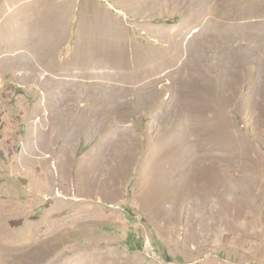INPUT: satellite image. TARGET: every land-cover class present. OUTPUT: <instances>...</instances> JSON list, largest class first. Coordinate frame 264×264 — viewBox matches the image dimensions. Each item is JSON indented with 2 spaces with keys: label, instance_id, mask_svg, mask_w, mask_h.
<instances>
[{
  "label": "rangeland",
  "instance_id": "1",
  "mask_svg": "<svg viewBox=\"0 0 264 264\" xmlns=\"http://www.w3.org/2000/svg\"><path fill=\"white\" fill-rule=\"evenodd\" d=\"M0 264H264V0H0Z\"/></svg>",
  "mask_w": 264,
  "mask_h": 264
},
{
  "label": "bare ground",
  "instance_id": "2",
  "mask_svg": "<svg viewBox=\"0 0 264 264\" xmlns=\"http://www.w3.org/2000/svg\"><path fill=\"white\" fill-rule=\"evenodd\" d=\"M189 89V88H188Z\"/></svg>",
  "mask_w": 264,
  "mask_h": 264
}]
</instances>
